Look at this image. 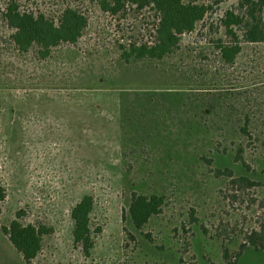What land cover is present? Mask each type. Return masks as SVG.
Instances as JSON below:
<instances>
[{"label":"rangeland","instance_id":"1","mask_svg":"<svg viewBox=\"0 0 264 264\" xmlns=\"http://www.w3.org/2000/svg\"><path fill=\"white\" fill-rule=\"evenodd\" d=\"M9 1L0 0V264H25L1 231L14 220L48 230L32 264H264V251L250 248L249 239L264 246V43L242 44L231 66L212 49L215 40L228 41L221 19L226 10L239 13L242 0H185L210 9L194 32L181 37L182 60L169 61L176 69L184 62L182 70L198 78L208 72L209 82L217 74L218 87L227 91L221 94L228 96L218 115L228 122L213 116L212 126L209 121L198 131L163 120L156 152L134 160L121 156L130 147L120 144V93L108 82L122 73L157 83L166 77V63L131 68L120 59L121 47L152 40L154 13L128 8L111 16L95 0H15L21 10L50 18L68 6L88 18L76 45L62 44L42 58L37 48L23 53L12 43L1 17ZM171 79L192 86L175 74ZM247 113L252 123L244 136L238 126ZM236 119L237 129L229 130ZM176 135L184 139L176 142ZM164 143L175 151L165 152ZM239 148L243 169L233 161ZM224 169L231 178L216 175ZM131 192L165 197L161 213L140 231L122 217ZM84 195L94 202L88 253L74 244L70 218Z\"/></svg>","mask_w":264,"mask_h":264},{"label":"trees","instance_id":"2","mask_svg":"<svg viewBox=\"0 0 264 264\" xmlns=\"http://www.w3.org/2000/svg\"><path fill=\"white\" fill-rule=\"evenodd\" d=\"M94 3L100 12L111 16L123 15L128 8L153 12L155 27L152 40L141 44L132 42L126 47H121L120 59L126 67L131 68L138 62L167 64L166 77L162 76L159 83L151 79L146 81L144 79L139 81L140 78L128 80L124 73L115 78V81L108 82L120 93L119 106L117 107L119 141L122 147H130L122 149L121 156L124 160H127L128 157L134 160L136 157L141 158L143 153L146 155V153L156 152L155 148L160 140V132L157 127L163 120H175L177 127L190 125L198 131H203L209 121L212 126L213 116L219 123L225 120L218 113L222 112L223 101L228 96L221 94L227 91L218 87L217 74H212V82H209L207 81L208 72L201 73L200 79L190 69L182 70L181 65L184 62H181L177 69L175 68L176 62L169 63L179 55L180 61L182 60L181 37L195 31L197 24L204 19L210 9L209 6L185 0H95ZM263 9V0H242L239 3V13L233 10L224 12L220 27L228 41L220 38L215 40L212 46L213 52L223 66H231L237 61L243 51L242 44L264 43ZM1 17L6 27L11 31L10 39L17 50L24 53L34 47L38 49L42 58L49 56L52 49L62 44L76 45L84 36L88 26L86 14L78 8L65 7L56 18H50L43 13L36 14L21 10L15 0L5 4ZM238 32H241V36L238 35ZM181 70H187L188 73H180ZM173 74L178 78L187 79H183V81H188L192 86L183 88L184 85H181L178 80V83L172 82ZM206 82L211 84H206ZM243 93L237 92L236 95H243ZM204 96L209 97L208 103L203 101ZM203 114L210 115L212 119L202 120ZM239 121L241 119L233 120L231 124L234 126L227 124L229 130L231 128L236 130L235 125H238ZM226 122L228 120L222 123ZM241 122H243L242 126H238V130L246 136L252 123L250 114H245ZM217 129L221 131L224 127L221 126ZM182 139L184 136H175L176 142ZM210 144L212 145V142ZM164 145L165 152L175 151V149L170 150L171 147H167L168 143H164ZM223 153H226V150H223ZM241 154L242 150L239 148L233 161L234 165L243 169V166L246 165ZM201 158L208 164L212 162L204 156ZM216 175L232 177L229 169L217 170ZM240 181L249 182V187L256 185L250 182L247 177L240 178ZM164 199L163 195H142L131 192L128 207L123 212V220L130 223L135 230L140 231L153 216L161 213ZM3 200L4 191L0 188V202ZM93 208V198L90 195H84L70 210V218L73 223V242L81 246L85 253H88L93 247L90 218ZM1 231L8 237L9 242L21 255L25 264H32L42 249V237L48 234V230L42 226L23 225L15 220L8 227H2ZM258 237L262 240L261 235ZM249 239L251 240L250 248L264 251L262 242L257 244L251 238ZM241 248L244 249L245 244H242ZM224 258L227 259L226 252H224Z\"/></svg>","mask_w":264,"mask_h":264}]
</instances>
